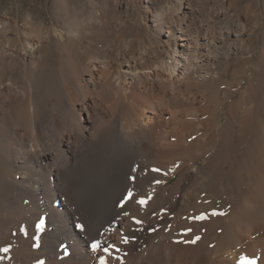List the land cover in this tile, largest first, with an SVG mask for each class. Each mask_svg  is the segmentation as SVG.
Instances as JSON below:
<instances>
[{"label": "bare ground", "instance_id": "6f19581e", "mask_svg": "<svg viewBox=\"0 0 264 264\" xmlns=\"http://www.w3.org/2000/svg\"><path fill=\"white\" fill-rule=\"evenodd\" d=\"M168 18L164 9L152 14L159 24ZM4 30L1 200L28 228L43 222L27 258L0 251L9 264H264V64L262 80L249 84L247 68L220 67L236 46L201 43L180 25L171 62L142 73L79 55L65 61L63 81L44 80L43 96L44 82L25 70L43 58L47 36L33 29L28 42L20 33L4 41ZM170 133L184 147L181 163L162 147ZM200 159L201 224L190 233L153 223L158 204L185 206V177ZM149 161L167 175L147 172Z\"/></svg>", "mask_w": 264, "mask_h": 264}, {"label": "rangeland", "instance_id": "374dc122", "mask_svg": "<svg viewBox=\"0 0 264 264\" xmlns=\"http://www.w3.org/2000/svg\"><path fill=\"white\" fill-rule=\"evenodd\" d=\"M160 9L165 10L172 24L153 21L152 14ZM179 24L186 33L200 36L201 43L215 39L224 48L236 46L240 52L230 61L221 62L220 66L228 68L230 75L236 70L242 73L247 68L249 84L251 78L262 80L264 0H0V28L5 25L4 41L7 37H18L20 33L23 41L28 42L33 29L47 36L43 58L33 60L25 70V78H31L36 86L44 82L39 86L43 96L50 93V85L44 80L55 77L63 81L65 61L73 59L78 62L81 55L108 60L112 70L132 67L142 73L161 66L164 61L171 62ZM221 33H225L227 39L220 40ZM237 33L242 35L239 37ZM168 135V142L162 147L168 149L170 145L174 164L181 163L183 158L178 152L184 147L174 144L172 133ZM202 164L200 159L192 165L191 171L195 174L190 176L187 173L185 177L184 185H190L185 206L174 208L170 201H166L164 207L158 204L151 213L156 219L153 223L176 226L190 233L194 226L201 224ZM167 167L161 168L149 161L145 170L163 172L156 174L161 178L167 175ZM5 171L0 158V245L3 248L0 251L7 249L6 252L13 257L24 259L36 247L35 230H39L42 219H38L39 224L35 223V230H32L25 226L26 219L15 215L1 200ZM179 177L180 173L171 177L167 185H174ZM171 192L172 188L168 187V195ZM13 257L9 259L11 262ZM0 258V264L10 263L1 253Z\"/></svg>", "mask_w": 264, "mask_h": 264}, {"label": "snow or ice", "instance_id": "6c2138e0", "mask_svg": "<svg viewBox=\"0 0 264 264\" xmlns=\"http://www.w3.org/2000/svg\"><path fill=\"white\" fill-rule=\"evenodd\" d=\"M129 197H131V193H129ZM140 203H145V201L141 200ZM201 219H203V217H200ZM43 226V222H41L40 227ZM82 227V226H81ZM99 245L98 244H94L93 248H97ZM5 251H7V249H5ZM241 264H255V261L252 260H248L247 258H244L241 260Z\"/></svg>", "mask_w": 264, "mask_h": 264}]
</instances>
